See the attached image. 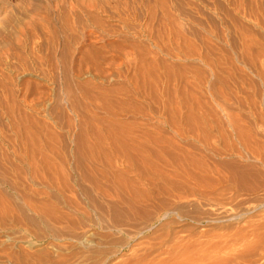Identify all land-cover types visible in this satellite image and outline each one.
Instances as JSON below:
<instances>
[{"label": "rangeland", "instance_id": "obj_1", "mask_svg": "<svg viewBox=\"0 0 264 264\" xmlns=\"http://www.w3.org/2000/svg\"><path fill=\"white\" fill-rule=\"evenodd\" d=\"M258 1L0 0V264H264Z\"/></svg>", "mask_w": 264, "mask_h": 264}, {"label": "bare ground", "instance_id": "obj_2", "mask_svg": "<svg viewBox=\"0 0 264 264\" xmlns=\"http://www.w3.org/2000/svg\"><path fill=\"white\" fill-rule=\"evenodd\" d=\"M256 3H257V1L258 0H254ZM260 1V0H259ZM258 1V2H259ZM254 2V3H255ZM260 3V2H259ZM238 9V8H237ZM258 9H260L261 11H260V13L261 12H264V8H262V6L260 5V7L258 8ZM96 10V9H95ZM262 14V13H261ZM149 15L152 17L153 15H154V13H153V11H151V10H149ZM168 15V14H167ZM167 15H165V16H167ZM262 16H264V15H262ZM153 18V17H152ZM166 19V18H165ZM93 20V19H92ZM168 20V19H167ZM95 23H96V21H94ZM97 26H99V25H97ZM72 27V25H69V24H67V26H66V29H68V28H71ZM101 27V26H100ZM99 27V28H100ZM165 27V26H164ZM176 29V28H175ZM176 33V32H175ZM95 36V35H94ZM49 39V38H48ZM53 41V40H52ZM94 44V43H93ZM66 47V46H65ZM68 47V46H67ZM243 47V46H242ZM145 63V62H144ZM228 63V62H227ZM217 64V63H216ZM215 68V67H214ZM141 72V71H140ZM261 73H264V72H262V71H260ZM260 72H259V74H260ZM226 73H227V71H226ZM217 74H219L220 76H221V74L219 73V71H217L216 70V68L215 69H213V72H212V75L213 76H216ZM227 74H225V76H226ZM228 75H229V73H228ZM227 75V76H228ZM262 75H264V74H262ZM262 75H260V76H262ZM223 77V76H222ZM140 78H141V76H140ZM221 78V77H220ZM132 82H133V79H132ZM141 91V90H140ZM151 91V90H150ZM170 91V90H169ZM101 92V91H100ZM67 96V95H66ZM68 97V96H67ZM70 97V96H69ZM70 99V98H69ZM72 100H71V103H69L70 104V107H68V108H70V109H72L73 111L76 109V102H75V100H74V98L72 97L71 98ZM95 99V98H94ZM94 99H93V102H94ZM68 100V99H67ZM95 100H97V99H95ZM100 101V100H99ZM107 101V100H106ZM66 102V101H65ZM91 102V101H90ZM90 102H89V104H90ZM98 102V101H97ZM97 102H94V103H97ZM4 103V102H3ZM99 103V102H98ZM102 103V102H101ZM68 104V105H69ZM79 104V103H78ZM88 104V105H89ZM200 104V103H199ZM6 105V104H5ZM92 105V104H91ZM99 105H100V103H99ZM104 105V104H103ZM79 106V105H78ZM84 106V105H83ZM95 106V105H94ZM98 106V105H97ZM101 106V105H100ZM1 107H3V106H1ZM16 107V106H15ZM86 106H84L83 108H85ZM87 107H89V106H87ZM102 107H104V106H102ZM4 108V107H3ZM7 107H5L4 109H5V111H6V114H7V109H6ZM9 108L10 109H12L11 108V106H9ZM79 108H80V106H79ZM82 108V107H81ZM80 108V109H81ZM92 108H95V107H92ZM9 109V110H10ZM77 109H78V107H77ZM88 109V108H87ZM96 109H98V108H96ZM95 109V110H96ZM89 110H90V108H89ZM88 110V112L90 113V111ZM101 110V109H100ZM103 110V109H102ZM84 111L85 110H83V113H84ZM22 112V111H21ZM81 112V111H80ZM260 112V111H259ZM12 113V112H11ZM19 113V112H18ZM71 113V112H70ZM73 113V112H72ZM74 113H78V112H74ZM82 113V115H84ZM86 113H87V111H86ZM95 113V112H94ZM8 114H9V112H8ZM15 114V113H14ZM20 114V113H19ZM10 116V115H9ZM8 116V117H9ZM19 116H23V114L21 113L20 115H18L17 116V120H18V117ZM78 116H81V114L79 113L78 114ZM134 116V115H133ZM13 117V116H12ZM26 117H28L27 115H26ZM82 117V116H81ZM85 117H87V116H85L84 115V119H82L81 118V120H80V118H79V120L78 121H80V123L77 125V126H79L78 128H80L79 129V131H80V135L78 136V138L76 139V142L75 141H73L75 144H77L78 145V147H77V149H79V147H80V154L79 153H77V154H79V156H80V158H82L83 159V161L84 160H91V161H93V162H91L92 164L95 162V161H100L101 160V152L104 150V148H103V150H101L102 149V147H104L105 145L106 146H108V145H110L109 147H111V145H113V143H111V142H113L112 140H111V138H113V140L116 138V135L115 134H117V133H115V131L113 130L114 129V127H113V125H112V123H106L105 124V127L107 128V132H106V130L104 129V128H101V129H104V131L107 133H104L105 135H108V136H104V135H101V134H99L98 133V131H94L95 129V126L97 127V123L96 122H98V120H93V118H92V120H90V119H85ZM256 117V116H255ZM22 118H24V117H22ZM90 118V117H89ZM13 119H15V117L13 118ZM26 119V118H25ZM11 120V119H10ZM16 120V119H15ZM15 120H14V123H16L15 122ZM21 120H23V119H21ZM20 119H19V121H21ZM100 120V119H99ZM77 121V122H78ZM170 121V120H169ZM13 122V121H12ZM95 122V123H94ZM100 122V121H99ZM190 122V121H189ZM255 122V121H254ZM20 123H22V122H20ZM75 123V122H74ZM13 124V123H12ZM188 124V123H187ZM99 125V124H98ZM138 125V124H137ZM141 125V124H140ZM12 126V125H11ZM17 126V125H16ZM16 126H15V128H16ZM21 127H22V125H20ZM77 126H75V127H77ZM104 127V125L103 124H101V127ZM134 126V125H133ZM234 126V125H233ZM18 127V126H17ZM70 127V126H69ZM92 127V128H91ZM100 127V126H99ZM98 127V128H99ZM141 127V126H140ZM72 128H73V126H72ZM173 128V127H172ZM178 128V127H177ZM234 128V127H233ZM236 128V127H235ZM240 128V127H239ZM22 129V128H21ZM70 129V128H69ZM18 130V129H17ZM71 130H74V129H71ZM96 130H98V129H96ZM32 131V130H31ZM77 131V130H76ZM103 131V132H104ZM175 131V130H174ZM178 131V130H177ZM33 132V131H32ZM78 132V131H77ZM101 132V131H100ZM102 132V133H103ZM142 133V132H141ZM28 134V133H27ZM30 134V133H29ZM29 134H28V136H29ZM74 134H76L75 132H74ZM77 135V134H76ZM243 135V134H242ZM31 136H32V134H31ZM138 137V136H137ZM29 138V137H28ZM32 138V137H31ZM240 138V137H239ZM199 139H200V137H199ZM221 139V138H220ZM244 139V138H243ZM32 140H34V138L32 139ZM193 140V139H192ZM115 141V140H114ZM116 142V141H115ZM114 142V143H115ZM147 142V141H146ZM155 142V141H154ZM156 142H158V141H156ZM196 142H197V140H196ZM133 143V142H132ZM181 143V142H180ZM38 144V143H37ZM105 146V147H106ZM76 147V146H75ZM246 147H247V145H246ZM151 148V147H150ZM149 149V148H148ZM151 149H153V148H151ZM76 150V149H75ZM99 150H101V152L99 151ZM112 150H113V148H112ZM253 150V149H252ZM78 151V150H77ZM151 151V150H150ZM154 151V150H153ZM152 151V153H154ZM181 151H182V149H181ZM184 151V150H183ZM224 151V150H223ZM76 152V151H75ZM162 152V151H161ZM105 153V152H104ZM148 153H150V152H148ZM151 153V154H152ZM157 153V152H156ZM163 153H165V152H163ZM167 154H168V152H167ZM105 155L107 156V154H104L103 156H102V158L103 157H105ZM154 156V155H153ZM163 156H166V153L163 155ZM184 156V155H183ZM182 156V157H183ZM233 156V155H232ZM75 157H76V155H75ZM161 157V156H160ZM181 157V158H182ZM79 158V157H78ZM79 158V159H80ZM165 158V157H164ZM167 158V157H166ZM184 158V157H183ZM81 159V160H82ZM155 159H158V158H155ZM161 159H162V157H161ZM184 160H185V158H184ZM206 160V159H205ZM155 161V160H154ZM85 162H87V161H85ZM89 162V161H88ZM197 162V161H196ZM245 162V161H244ZM90 164V163H89ZM91 164V165H92ZM177 164V163H176ZM208 166V165H207ZM206 167V166H205ZM173 168V167H172ZM211 168V167H210ZM52 171V170H51ZM167 171V170H166ZM212 172V171H211ZM217 175H218V173H217ZM106 176V175H105ZM197 176V175H196ZM108 178V177H107ZM93 181H95V180H93ZM92 181V182H93ZM174 185V184H173ZM175 189V188H174ZM116 190H118V188L116 189ZM119 191V190H118ZM196 192V191H195ZM166 195V194H165Z\"/></svg>", "mask_w": 264, "mask_h": 264}]
</instances>
